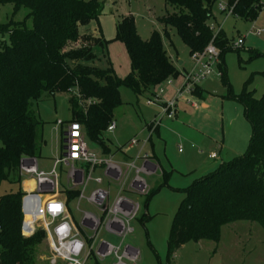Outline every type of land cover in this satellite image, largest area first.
I'll return each mask as SVG.
<instances>
[{
    "label": "trees",
    "instance_id": "1",
    "mask_svg": "<svg viewBox=\"0 0 264 264\" xmlns=\"http://www.w3.org/2000/svg\"><path fill=\"white\" fill-rule=\"evenodd\" d=\"M215 1L166 0L176 11L166 10L160 21L166 33L168 27L177 29L191 54L202 51L214 39L220 49V75L228 81L225 54L240 47L232 44L223 30L214 36L209 20L214 16ZM9 2L16 9L28 7L34 24L32 28L25 22L0 25V33H8L10 41H0V186L4 182L20 185L18 191L0 196V264H38L39 248L47 234L43 229L30 236L23 234L26 193L21 188L22 159L41 158L45 143L44 122L37 115L35 102L45 93L76 89L71 121H78L85 134L107 150L105 131L114 120L115 109L123 103L120 88L125 86L137 96H152L156 86L180 73L159 34L142 40L132 15L119 23L115 39H106L101 31L83 33L82 28L99 20L101 0H0V4ZM228 5L234 6L232 14L245 20H256L264 10V0H229ZM115 40L124 43L131 60V71L124 77L117 74L109 54V45ZM101 59L106 66L97 64ZM195 94L204 98L200 87ZM229 96L242 104L251 124L248 147L183 188L185 197L168 239L169 262L190 240L219 242L225 224L247 220L264 229V93L257 98L245 87L240 94L231 91ZM64 192L69 200L77 196L71 189ZM92 256L99 264L94 251Z\"/></svg>",
    "mask_w": 264,
    "mask_h": 264
},
{
    "label": "rangeland",
    "instance_id": "2",
    "mask_svg": "<svg viewBox=\"0 0 264 264\" xmlns=\"http://www.w3.org/2000/svg\"><path fill=\"white\" fill-rule=\"evenodd\" d=\"M101 1L103 10L99 20L92 22L88 28H82L81 31L93 35L101 31L106 39H115L118 33V25L123 18L128 15L134 16L136 30L142 40L150 39L157 32L162 39L163 47L169 59L180 73L177 77H169L160 86L166 88L171 83H182L184 71H189L194 66L192 54L187 44L178 34L177 29L168 27V33H166V28L160 21L166 10L174 12L176 11L175 7L167 4L166 0ZM228 1H215L212 8L214 16L209 20V24H213L216 30L218 26H221L232 44L237 43L240 38L244 39V44L239 50H229L225 54L224 61L227 66L228 81L221 77L219 66L214 64V72L203 79L198 86L203 90L205 100L208 99L211 105L210 112H206V118H213L216 121L218 132L222 136L224 131L228 138L233 131L237 136L240 134L243 141L241 152L244 153L252 134L251 124L244 115L242 104L229 95L231 91L240 94L245 87L253 90L257 98L264 93V75L262 74V71H264V32L262 35L256 36L253 33L257 28L264 30V10L256 20H245L234 14L227 16L221 10L220 5H226ZM29 14L30 9L28 7L22 6L16 9L15 5L10 2L0 4V25L11 21L13 23L25 22L27 28H32L34 21ZM2 40H6L7 43L10 42L8 33H0V41ZM115 43L125 47L118 40H115ZM97 64L106 66L104 59L99 60ZM120 92L123 103L115 109L114 120L115 122L123 120L127 124L122 131L111 132L106 130V141L113 149L126 148L130 141L127 139L130 131L138 130L134 133L132 139L137 138L140 145L145 146L147 140L143 139L144 137L139 134V131L142 127L148 130L145 123L148 120L146 118L147 116H153L154 118L159 116L160 110L156 111L159 106L148 104L146 96H137L125 86L120 88ZM77 94L76 89H73V91H58L54 95L45 93L39 101L35 102L34 108L37 115L44 122L43 136L45 143L41 151L42 156L39 159L40 164L52 166L54 159L61 154L62 131L58 123L60 121H71V99ZM186 97L189 98L190 96L186 94ZM193 99L202 103V99L197 95ZM223 115H225V118ZM165 119L167 120V118ZM230 120L232 126L229 125ZM173 121H176V118ZM168 130V135H166L168 138L162 136L161 140L155 133L152 143L156 145L158 142V157L163 161L164 158L166 160L167 158L170 159L175 171L171 168L168 169L167 166L168 177L164 175L157 177L156 187L151 191V198L148 201L150 215L144 217L140 215L139 219L135 221V225H132L135 229L134 241L129 242L128 245L139 251L136 264H264V229L260 223L247 220L225 224L221 229L219 242L210 240L188 241L177 249L172 261H168V239L175 215L185 197L183 188H187L196 178L218 168L223 160H231L236 156L232 154L225 157L221 152L219 158H211L210 154L212 152L218 154V147L205 148L199 142L190 143L187 136H192L195 140H197V136L202 137L191 124H173ZM83 132L85 134L84 130ZM117 133L119 136H117ZM84 136L91 154L102 153L99 143L86 134ZM125 141L126 143H123ZM146 148L151 150V142L148 143ZM33 159L31 157L23 158V168L28 167ZM67 170L68 167L64 164L57 167L59 191L66 188ZM77 174L78 172H76ZM27 177L25 174L23 175L21 183L23 191V182L28 180ZM93 186H95L93 182L87 184L83 191L85 197L90 194ZM19 189V184L4 182L0 186V196L11 191L16 192ZM35 191H38L37 186ZM85 197L83 198V212L90 211L100 214V211L87 204ZM139 201L144 204L147 197H140ZM71 209L74 217L79 219L80 209L77 207V203H74ZM39 252V256H43V260L39 257L38 264H51L48 258L52 252L47 238L40 246ZM58 264L66 263L60 260ZM87 264H95V259L90 258Z\"/></svg>",
    "mask_w": 264,
    "mask_h": 264
},
{
    "label": "built area",
    "instance_id": "3",
    "mask_svg": "<svg viewBox=\"0 0 264 264\" xmlns=\"http://www.w3.org/2000/svg\"><path fill=\"white\" fill-rule=\"evenodd\" d=\"M220 8L227 14L233 13V5L221 4ZM264 9V5H263ZM211 30L214 36L218 34L221 26L216 27L211 24ZM263 29L257 28L253 31L255 35H262ZM236 47H242L244 39L240 38ZM194 66L191 70L185 71L183 82L175 97L166 101L163 105L162 112L155 118L152 123L151 132L158 128L163 117L169 115L174 117L177 113V103L186 94V101L193 107H200V102L193 99L196 94L195 91L203 79L210 76L214 70L213 65H218L220 59V49L214 43V39L202 50L196 51L192 55ZM221 74V73H220ZM163 89H161V92ZM62 131V151L55 159L54 166L50 171L40 170L36 163L23 168L26 174L33 177L38 191L27 192L22 205L24 220L22 224V231L25 236L33 235L38 229H43L49 237V246L52 252L49 256L51 264H58V261H63L66 264H87L88 260L93 256L92 247H88L84 236H81L74 220L68 212L66 203L60 200L57 195L59 175L57 167L60 164L71 165L73 173L81 172L83 175V191L87 184L93 179V172L97 166H104L107 169L117 170L119 173L118 179L120 188L116 195L113 204H109V191L105 189H95L88 197L90 201L95 203L100 210V214L89 211L83 212V220L91 221V224L83 222V235L89 232L97 234L99 230L106 226L108 228L116 229L120 234H127L133 230L130 222L135 217L137 211V204L133 203V208L128 211H121L120 204L124 200H130L124 196L126 184L132 173L135 174L134 180L143 181L140 175L142 168L138 167L136 160L141 158L140 155L136 159L126 162L121 165L115 162L112 157L101 158L96 154H91L86 143L83 127L78 121L59 122ZM116 122L113 120L107 130L114 131ZM137 138L131 139L127 147L139 145ZM217 153H212V157L216 158ZM144 159H148V155H143ZM77 164H81L77 166ZM101 182L100 179L96 180ZM43 194L49 195L48 198L43 199ZM80 199L84 198V193H80ZM120 224L121 230L113 227V224ZM111 254L118 255V248L109 245L107 250L100 255L104 258ZM94 255L97 253L94 251ZM119 263H123L122 257L118 255Z\"/></svg>",
    "mask_w": 264,
    "mask_h": 264
},
{
    "label": "crops",
    "instance_id": "4",
    "mask_svg": "<svg viewBox=\"0 0 264 264\" xmlns=\"http://www.w3.org/2000/svg\"><path fill=\"white\" fill-rule=\"evenodd\" d=\"M109 54H110V58L113 62V65H114V68L117 74L121 77L126 76L131 71V60L127 52L126 46L122 47V45H119L115 43L114 41L109 45ZM181 85L182 83L180 84L171 83L166 88H163L159 84L158 86L155 87L154 94L152 96L146 95V97L148 98V102H149L148 104H155L157 107L159 106V109H157L156 111L160 110V113H161L164 103L172 99L173 97H175ZM161 89H163L162 92H161ZM203 99H202V103L200 102V107L196 108L190 105L186 101V97L180 98L177 103L176 115L174 117L169 116V115L163 117L158 128L155 129L153 133L151 132V127H152L153 121L155 120L157 116L155 118L153 116H147L146 119L148 120H146L145 123H146L148 130L145 127H142L141 130L139 131V134H141L144 137L143 139L147 140V143L146 141H144L146 143L145 146H141L139 144V145H135L132 147L126 146V148L121 147V148L113 149L107 143L108 149L105 150L104 147L100 145L102 149V153L96 154L97 156L101 158L112 157V159L115 162L121 165H124L128 161L136 159L138 155H140L141 157L136 160V164L138 167L143 169L140 173V175L143 178V181L134 180L135 174L132 173V175L130 176V179H128L127 181L126 190L124 192V196H126L130 200H124L120 204V207H119L120 210L124 212V211L131 210L133 208V203L137 204L136 215L130 222L131 226L135 223L136 220L139 219L140 215L144 217V216H149L151 213L148 208V201H145L143 204L139 201V198L143 196L147 197V194L156 187L155 183H156L157 177H160L161 175L165 176L166 174H168L167 170L170 168L175 171L174 165L172 164V161L170 159L167 158L166 160L164 158V161H163L158 157V154H157L158 153V149H157L158 142L156 145L152 143V138L155 133L162 140L161 138L162 136H165L168 138V136H166L168 135V131H169L168 129H170L173 124L187 123L189 125L191 124L192 127L197 130L198 134L202 136V137L197 136V140H195L192 136H187V139L189 140L190 143L194 141L199 142L205 148L206 147H212V148L218 147L219 149L218 156L216 158H213L212 153H216V152H212L210 154L211 158L213 159L219 158L221 156V152L225 155V157H229L232 154L236 156L242 154L241 149H243V146H242L243 141H242V137L240 136V134L237 136L235 131H233L230 133V136L228 138L225 135L226 132L224 131L223 136L220 135V133L218 132L217 126H216V121L213 118L207 119L205 116L206 112L207 113L210 112L211 105L208 99L207 100H205V98ZM223 117L225 118V115H223ZM165 118H167V120ZM174 118H176V121H173ZM229 122H230L229 125L232 126L231 124L232 121L230 120ZM126 124L127 122L123 120L116 122V128L114 131L124 130ZM114 131H111V132H114ZM136 131L138 130L130 131L127 139L131 140ZM117 136H119L118 133H117ZM105 141H106V138H105ZM149 142H151V146H152L151 150L146 148ZM123 143H126V141ZM145 154L148 155L149 157L148 159L142 158L143 155ZM39 159L38 160L33 159L31 164L36 163L39 169L43 171H50L53 168L54 163L52 166L40 164ZM223 161H228V160H223ZM64 165L68 167L67 174H66V181H65L66 182L65 190L71 189L77 194V196L69 200L68 195L64 192L65 190H63V191H59L57 197L66 203L68 207V212L70 216L72 217V219L74 220L77 228L79 229L81 236L82 237L84 236V238L86 239L88 247H92V249L97 253L96 258L99 261V264H121L119 263L118 255L122 257V260H123L122 264H136V260L139 257V251L133 249L131 246L128 245L129 242L134 241V236H133L135 232L134 228L131 232H128L127 234H120L116 229H113V228L111 229V228L104 226L99 230L97 234L89 232V234L83 235V222H85L86 224H91V221L83 220V198L80 199L79 197L80 193L83 192V180H82L83 177H82V174L79 172L77 175L76 173H73L71 165H67V164H64ZM79 165L81 164H77V166ZM167 166H168V169H166ZM24 174L28 176L27 177L28 180H24L23 182L24 191L27 193V192H31L35 190L36 183L33 177H31L30 175L26 173ZM171 174H174V173H171ZM118 176H119V173L117 170L107 169L104 166H97L93 172V179L90 181V183L93 182L95 186H93L92 190L90 191V194L85 197L87 204H89L91 207L96 208L98 211H100L99 207L88 199L91 193L95 189H99V188L109 191L108 203L113 204L116 198V195L119 191V188H120L121 181L118 179ZM98 179H100L101 182L96 181ZM42 197L43 199H46L49 197V195L43 194ZM74 203H77V207L80 209L79 219H76L72 213L71 206ZM113 227L117 228L118 230H121L120 224H117V223L113 224ZM47 239L49 243L48 236H47ZM89 239L92 240L91 243L88 242ZM105 240L109 241L110 243L106 242ZM110 244L118 248V255L111 254L104 258L100 257V255L107 250ZM40 257L43 260V256H40Z\"/></svg>",
    "mask_w": 264,
    "mask_h": 264
}]
</instances>
